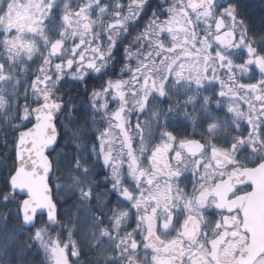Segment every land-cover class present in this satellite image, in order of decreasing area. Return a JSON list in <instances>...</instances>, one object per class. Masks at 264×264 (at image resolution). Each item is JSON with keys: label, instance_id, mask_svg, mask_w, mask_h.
Masks as SVG:
<instances>
[{"label": "snow or ice", "instance_id": "6c2138e0", "mask_svg": "<svg viewBox=\"0 0 264 264\" xmlns=\"http://www.w3.org/2000/svg\"><path fill=\"white\" fill-rule=\"evenodd\" d=\"M0 209V264H264V15L0 0Z\"/></svg>", "mask_w": 264, "mask_h": 264}, {"label": "trees", "instance_id": "16d2710c", "mask_svg": "<svg viewBox=\"0 0 264 264\" xmlns=\"http://www.w3.org/2000/svg\"><path fill=\"white\" fill-rule=\"evenodd\" d=\"M239 3L241 9L246 12L256 22L257 27H259L260 17L264 15V0H239ZM4 211V209H0V212ZM12 227H15V225L10 222L9 229ZM19 243H25L23 237L19 239ZM28 259H33V257L29 256ZM38 260L39 258H36L37 264ZM13 264H15V261H13Z\"/></svg>", "mask_w": 264, "mask_h": 264}]
</instances>
